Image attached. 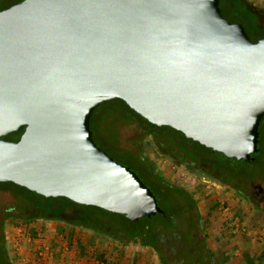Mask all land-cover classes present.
Instances as JSON below:
<instances>
[{
    "label": "water",
    "instance_id": "obj_1",
    "mask_svg": "<svg viewBox=\"0 0 264 264\" xmlns=\"http://www.w3.org/2000/svg\"><path fill=\"white\" fill-rule=\"evenodd\" d=\"M220 0H22L0 10V182L131 221L163 212L94 141L121 99L162 127L251 161L264 117V38ZM24 129L17 141L4 136Z\"/></svg>",
    "mask_w": 264,
    "mask_h": 264
},
{
    "label": "rangeland",
    "instance_id": "obj_2",
    "mask_svg": "<svg viewBox=\"0 0 264 264\" xmlns=\"http://www.w3.org/2000/svg\"><path fill=\"white\" fill-rule=\"evenodd\" d=\"M19 1L0 0V9ZM220 8L228 21L245 27L251 40L264 38V7L254 6L251 0H220ZM128 112L119 100L101 103L90 119L93 139L116 161L138 174L168 217H143L132 224L116 215H107L108 220L102 217L106 232H114L123 238L128 235L119 229L118 222L124 227L135 226L126 247L124 264H162L161 259L169 264H195L199 262L197 252L195 254L196 243H203V239L213 252L215 264H232L235 257L230 254V247L226 257H220L216 246H220L222 239H226L228 245L239 238L244 243H237L239 246L254 245L263 250L264 200H248L244 193L251 194L252 184L264 188V117L259 125V150L254 154L257 160L254 163L230 159L204 149L171 127H150L162 143V149L154 137H143V124L136 117L125 118ZM174 152L177 156L181 152L179 158L193 160L195 168L174 159ZM138 156H143L151 164ZM152 167L154 174H162L166 181L160 177L157 179L161 182L152 178ZM65 202L64 199H48L24 191L21 206L29 208L30 204L34 205L44 218L25 223L12 217L2 223L4 206H14L16 199L11 192L0 191V264H103L100 253L105 246L115 242L113 239L86 228H73L64 220L45 218L55 214ZM25 213L31 215L32 211L29 209ZM72 214V208L67 207L69 220ZM232 222L237 225L228 226L234 233L227 226ZM226 226L228 232L221 235ZM121 244L116 241L115 245ZM204 264L210 263L206 260Z\"/></svg>",
    "mask_w": 264,
    "mask_h": 264
},
{
    "label": "trees",
    "instance_id": "obj_3",
    "mask_svg": "<svg viewBox=\"0 0 264 264\" xmlns=\"http://www.w3.org/2000/svg\"><path fill=\"white\" fill-rule=\"evenodd\" d=\"M245 2H246V0H245ZM219 6H220V2H219ZM0 10H2V9H0ZM221 12H222V10H221ZM222 15H223V13H222ZM114 100H119V101L123 102L124 105L127 107L129 112L125 115L126 116L125 118L128 119V118H131L132 116H134L143 124L144 130H145V133H144L143 137L152 136L151 138L154 137L153 139L157 141V134L155 133L154 129H151V128H161V127L150 123L148 120H146L141 115H139L137 112H135L133 109H131L121 99H113V100H109V101H114ZM106 102H108V101H106ZM162 127H165V126H162ZM23 131H24V129H21V130H19L17 132H12V133L4 136L3 138H5L7 140L17 141L20 138V136L23 133ZM182 135L185 136L184 134H182ZM259 138H260V133H259ZM188 140L200 145L204 149H207V150H210V151H214L213 149L207 148L204 145H202V144H200V143H198L196 141H193L192 139L188 138ZM214 152H217V151H214ZM218 153H220V152H218ZM220 154H222V153H220ZM222 155H224V154H222ZM138 157L141 158L143 161H146L149 164H151L150 161L145 159L143 156H138ZM252 157H253V159L251 161L255 163L257 160H256V158H254V154L252 155ZM150 172H151L150 175H151L152 178H157V174L156 175L154 174V167H152V169H150ZM159 177L162 178V176H159ZM161 186L159 187L160 190H161ZM170 186L173 188L172 185H170ZM177 189H178V191L180 193H183L184 195H186V193L183 190H180L179 188H177ZM2 190L11 192L12 195L14 196V198L16 199V204L14 206L7 207V208H6V206H4V210L2 211L3 212L2 223H4L6 221V219L12 218V217L20 218L25 223H29L30 221H33V220H36V219L44 218V214L40 215L39 213H37V210L35 209L34 205L30 204L29 208L28 207L23 208L21 206V201H22V198H23L24 191H28V192L36 195V196H42V195L37 194L36 192L30 191L27 188L19 186V185L13 183V182H0V191H2ZM42 197H44V196H42ZM45 198L56 199V200L57 199L58 200L64 199L66 201L64 203L65 205L61 206L60 209L55 214H51L50 216H47L45 218L64 220V221L70 222V225L73 228L78 226V227L86 228V229H89V230H93V231L97 232L98 234H105L106 236L110 237V239H113V241H115V242L110 243L109 247L107 245V246H105L104 249H102V251L100 253V256H99L100 260H102L103 264L104 263H106V264H124L125 258L127 257V255H126L127 254V249H126L127 244H128L129 241H131L132 234L135 232V226L131 225V224L134 223L135 221L129 220L123 214L112 213V212H109L107 210H104V209L96 207V206H87V205L79 204V203H76V202L66 198V197H45ZM157 203H158V201H157ZM67 207L72 208V213L73 214H72V219L71 220H69L67 218V216H66V208ZM29 209H31V211H32L31 215H27L25 213ZM32 209H34V210H32ZM13 212H16V214L14 215ZM109 214L114 215V216L116 215V216L123 217L126 221L131 223L130 224L131 226H125L124 227L123 225H120V223L118 222L119 229H122V230H124L126 232V234L128 235L127 238L120 237V236L116 235L114 232H110L111 234L106 232V230L103 227L104 226V222L102 221V217L107 219L106 216L109 215ZM156 215H161L164 218L168 217L167 212L164 211V210H163V212L157 213ZM31 230H32V232L34 234L35 233L34 228H32ZM116 241H120V242H122V244L116 246L115 245ZM197 245H199V246L197 247ZM195 249H196L195 250V254H196V252L198 254V256L196 258L199 261V262L196 261L195 264H198V263L199 264H202V263L204 264L206 260L210 264H215L216 263L215 260L213 259V252L210 250L208 244L204 242V239H203V243H201V242L200 243H196ZM221 256L222 255L220 254V257ZM128 262H129V260H128ZM161 263L162 264H169V262L164 260V259H161Z\"/></svg>",
    "mask_w": 264,
    "mask_h": 264
},
{
    "label": "crops",
    "instance_id": "obj_4",
    "mask_svg": "<svg viewBox=\"0 0 264 264\" xmlns=\"http://www.w3.org/2000/svg\"><path fill=\"white\" fill-rule=\"evenodd\" d=\"M251 1H254V6L264 7V0H251ZM241 207L243 208V206H241ZM234 223L235 222L227 224V226L228 225H234ZM235 225H237V224L235 223ZM227 226H226V229H224L222 231L221 235L222 234L224 235V233L228 232V230L230 232H233V230L230 229L229 226H228L229 229L227 230ZM239 240L240 239L237 238V240L232 241V243L227 245L226 239H222L221 240L222 243L220 244V246H216V248L217 247L219 248V252L222 255L221 258L222 257H226V254H228L229 251H230V254L232 256L233 255L235 256L231 260L232 264H264V249L263 250H259V248H257L254 245L241 247L238 244L243 245L244 243H243L242 240H240V241ZM78 242H79V240H78ZM228 247H230L229 251L227 250Z\"/></svg>",
    "mask_w": 264,
    "mask_h": 264
},
{
    "label": "flooded vegetation",
    "instance_id": "obj_5",
    "mask_svg": "<svg viewBox=\"0 0 264 264\" xmlns=\"http://www.w3.org/2000/svg\"><path fill=\"white\" fill-rule=\"evenodd\" d=\"M22 0H20L19 2H21ZM18 2V3H19ZM158 141V140H157ZM157 144L163 149V145H162V143H160V141H158L157 142ZM165 154H167L166 152H164ZM169 153H171V152H169ZM175 153H177V152H174V153H172V156H173V158L174 159H178L180 162H181V164H185V166H187V167H191V168H195L194 167V165H196V164H194V161L193 160H190V159H184V158H179L178 156L181 154V152L178 154V156L177 155H175ZM193 161V162H192ZM193 163V164H192ZM153 165V164H152ZM197 165H198V163H197ZM159 176H162V178H160L161 180H163V181H166L165 179H164V176L162 175V174H160L159 173V175H157V178L159 177ZM156 178V179H157ZM158 180V179H157ZM159 181V180H158ZM159 182H161V181H159ZM252 187H253V190L251 191V194H246V193H244V195H245V197L248 199V200H255V201H257V202H259V201H263L264 200V188L260 185V184H258V185H255V184H252ZM243 192V191H242Z\"/></svg>",
    "mask_w": 264,
    "mask_h": 264
}]
</instances>
